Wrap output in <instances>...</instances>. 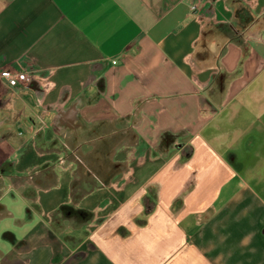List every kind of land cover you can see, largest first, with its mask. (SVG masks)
<instances>
[{"label": "crops", "instance_id": "crops-1", "mask_svg": "<svg viewBox=\"0 0 264 264\" xmlns=\"http://www.w3.org/2000/svg\"><path fill=\"white\" fill-rule=\"evenodd\" d=\"M194 2L0 0V264H264V0Z\"/></svg>", "mask_w": 264, "mask_h": 264}, {"label": "built area", "instance_id": "built-area-1", "mask_svg": "<svg viewBox=\"0 0 264 264\" xmlns=\"http://www.w3.org/2000/svg\"><path fill=\"white\" fill-rule=\"evenodd\" d=\"M206 1L207 0H195V2L191 5V10L193 12H196L199 9V7ZM115 62H116L115 60H112V63H115ZM0 77L3 78L9 84L19 83V84L24 85L27 83V80L23 76V74L11 73L8 69H1Z\"/></svg>", "mask_w": 264, "mask_h": 264}]
</instances>
